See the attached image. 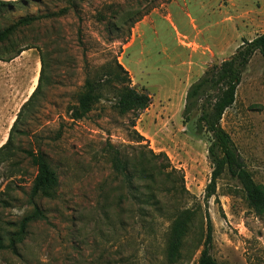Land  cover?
<instances>
[{"label":"rangeland","instance_id":"374dc122","mask_svg":"<svg viewBox=\"0 0 264 264\" xmlns=\"http://www.w3.org/2000/svg\"><path fill=\"white\" fill-rule=\"evenodd\" d=\"M64 8H69L67 15L45 18ZM25 16L42 19L19 34L15 46L38 49L27 51L14 66L0 61V147L37 86L40 50L49 65V84L26 110L14 145L44 154L60 183L54 199L34 201L47 219L30 226L17 254L0 252V264H169L171 220L183 210L194 217L176 264H198L207 235L206 212L213 227L210 252L218 264H264V216L249 207L241 185L226 173L205 205L212 174L210 137L196 127L199 110L184 116L190 86L228 60L243 39L264 33V0H76V5L28 0L0 15V30ZM115 59L130 75L132 87L152 98L136 126L131 127V115H120L113 101L105 100L85 119L70 120L68 108L76 104L87 74L99 76L106 65L112 73ZM218 95L209 91L200 105ZM221 124L254 181L264 187L260 53L243 72L236 102ZM133 130L145 147L132 148ZM110 145L130 158L136 176L144 169L137 153H165L183 174L187 193L171 198L164 190L162 158L154 163L152 194L146 189L149 180L125 185L113 169ZM36 174L25 153L0 168L2 191L11 186L2 197L9 206L0 204L3 234L17 230L13 226L32 213Z\"/></svg>","mask_w":264,"mask_h":264},{"label":"trees","instance_id":"16d2710c","mask_svg":"<svg viewBox=\"0 0 264 264\" xmlns=\"http://www.w3.org/2000/svg\"><path fill=\"white\" fill-rule=\"evenodd\" d=\"M27 1L0 0V15L4 11L10 10L20 3L24 4ZM220 1L227 2L229 0ZM68 2L76 5V0H68ZM68 11L69 8H64L57 14H48L45 18L62 17L67 15ZM40 19H42L40 16H25L0 30L1 62L9 63L25 51L38 49L29 44L15 46V43L19 41V34L25 29L32 27ZM257 52L264 59V33L251 41L243 39L242 44L228 60L224 61L220 67H213L206 71L198 81L190 86L186 95L184 116L188 119L193 111L199 110L200 115L197 119L196 127L199 131H205L210 137L208 157L212 164V174L210 183L206 189L205 205H208L209 200L216 196L217 182L227 173L241 185L249 207L256 215L263 217L264 187L254 181L252 175L245 167L235 142L221 124L225 112L235 104L242 74ZM39 53L41 69L37 86L29 99L21 107L10 129L6 143L0 147V168L8 162L12 163L13 159L17 158L20 153H25L26 157L37 169V174L32 182L30 191V201L34 208L31 214L13 226L17 227V230H10L5 234L0 230V252L10 250L14 254L18 253L17 246L25 240L30 226L35 222L47 219L44 212L34 201L37 198L54 199L60 183L57 173L52 169L44 154L34 153L31 150L23 151L14 145L16 134H20L18 125L26 110L33 104L38 95L42 93L43 88L49 84V65L40 50ZM114 65L115 68L112 73L106 71V65L101 68L99 76L93 78L87 74L84 85L78 94L76 104L68 108L70 120L78 122L85 119L97 104L105 100L113 101V107L120 115H131V127L134 128L136 126L139 116L151 105L152 98L145 91L139 92L132 87L130 75L118 63L117 59H115ZM211 90L219 91V95L209 104L200 105L201 99ZM108 94L112 98H108ZM133 132L136 136L135 141H133L136 147L132 146V148L145 147L142 144L144 142L143 137L136 130H133ZM110 151L113 156L112 166L115 173L130 188L135 186L136 179L143 178L149 180L150 183L146 189L152 194L154 190L153 185L157 183L154 163L157 159L162 158L165 162L163 168L166 171L163 174L164 190L171 198H174L180 192L182 194L187 193L184 187L183 174L171 166L170 160L165 153L155 154L152 150H148L147 154L143 152L137 153V158L140 164L144 166V169L139 172L141 176H136L133 172L134 167L130 158H126L120 150L112 145H110ZM9 177L11 178L13 175H9ZM10 187L7 185L5 191H2L0 185V204L5 207L9 206V202L2 199V197L8 194ZM193 217L194 214L192 212L183 210L176 213L172 218L166 245V260L169 264H176L181 260L183 247L193 222ZM206 219V241L198 264H218L210 252L213 242V227L208 212H206Z\"/></svg>","mask_w":264,"mask_h":264},{"label":"crops","instance_id":"0c3cea01","mask_svg":"<svg viewBox=\"0 0 264 264\" xmlns=\"http://www.w3.org/2000/svg\"><path fill=\"white\" fill-rule=\"evenodd\" d=\"M229 1H231V0H229ZM229 1H227V2H229ZM222 2V1H221ZM227 2H223V3H227ZM238 6V1H237V5H236V3L234 4V7L236 8ZM236 10V9H235ZM235 13H237L238 11L236 10V11H234ZM251 41V40H250ZM222 48V47H221ZM30 51V50H29ZM25 53H27V51H25V52H23L18 58H16L15 60H13V61H11V62H9L7 65H11V66H14V65H16L17 63H18V61L20 60V59H22V57H24L23 55L25 54Z\"/></svg>","mask_w":264,"mask_h":264},{"label":"water","instance_id":"95a60500","mask_svg":"<svg viewBox=\"0 0 264 264\" xmlns=\"http://www.w3.org/2000/svg\"><path fill=\"white\" fill-rule=\"evenodd\" d=\"M219 63V61L218 60H216V64H218Z\"/></svg>","mask_w":264,"mask_h":264}]
</instances>
